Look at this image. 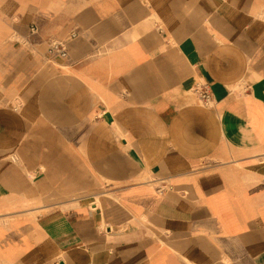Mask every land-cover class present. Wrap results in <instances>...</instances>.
<instances>
[{
  "label": "crops",
  "instance_id": "0c3cea01",
  "mask_svg": "<svg viewBox=\"0 0 264 264\" xmlns=\"http://www.w3.org/2000/svg\"><path fill=\"white\" fill-rule=\"evenodd\" d=\"M0 264H264V0H0Z\"/></svg>",
  "mask_w": 264,
  "mask_h": 264
},
{
  "label": "built area",
  "instance_id": "2783aa9c",
  "mask_svg": "<svg viewBox=\"0 0 264 264\" xmlns=\"http://www.w3.org/2000/svg\"><path fill=\"white\" fill-rule=\"evenodd\" d=\"M32 30L36 31V28L33 27ZM74 36L75 34H71V37ZM48 52L50 55L66 58L68 53V43L66 41L50 42ZM193 92L203 104L208 105L211 103V93L206 83H196L193 87Z\"/></svg>",
  "mask_w": 264,
  "mask_h": 264
}]
</instances>
